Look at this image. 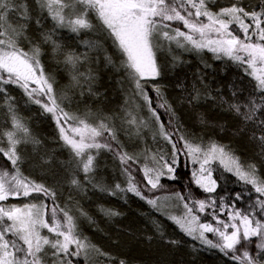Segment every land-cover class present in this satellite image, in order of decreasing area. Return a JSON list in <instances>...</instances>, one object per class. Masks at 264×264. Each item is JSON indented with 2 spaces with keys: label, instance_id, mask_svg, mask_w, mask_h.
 Masks as SVG:
<instances>
[{
  "label": "snow or ice",
  "instance_id": "6c2138e0",
  "mask_svg": "<svg viewBox=\"0 0 264 264\" xmlns=\"http://www.w3.org/2000/svg\"><path fill=\"white\" fill-rule=\"evenodd\" d=\"M209 5L215 6L216 0H0V107L10 121V129L0 131V145H6L0 146V155L6 160L0 163V264H73V258H87L93 251L100 256L109 255L83 236L70 209L60 207L57 189L37 182L22 171L25 161L22 150L18 149L28 143L38 145L40 141L32 136L27 122L18 114L17 98L9 90L12 86L22 91L28 103L39 105L52 115L62 147L70 155L68 167L74 165L75 171L84 173V180L93 178L101 150L114 155L125 176V186L116 183L112 189L100 184L93 187L110 195L133 193L168 215L182 233L201 246L217 249L238 264H264V176L259 175L257 165L242 162L227 145L215 141L207 145L191 142L175 126L174 131H169L157 108L174 118L175 109L158 84L152 85L158 97L157 106L153 107L145 87L149 80L162 76L164 65L157 62V52H170L173 45L185 51L207 49L215 59L235 62L254 81L253 91L244 102L239 101L236 91L231 95L237 102L222 96L218 100L245 126L238 131L250 132V139L257 143L260 155L264 156V0L251 10L242 0H233L215 11ZM42 20L51 21L47 30ZM29 22L39 26L38 35L33 38L26 35ZM173 22H179L182 27H174ZM65 29L77 36L99 35L96 40H81L88 51L77 52L60 42L58 34ZM105 43L110 44L112 52ZM25 44L27 50L22 46ZM48 45L53 56L62 57L64 65L71 70L72 81L81 87L83 81L89 92L95 75L92 68L85 66L98 62L101 56L106 65L122 73L132 85L131 95L143 101L156 127L150 128L149 120L139 116L132 106L118 117L119 130L123 131L126 125V135L131 138L140 137L148 128L153 132V140L160 137L171 144V160L165 159L166 154L149 149L130 154L118 139V129L112 119L97 116L90 121L88 116L81 118L65 111L62 104L69 98L63 93L57 95L55 77L46 74L41 62L44 46ZM178 62V57L173 56L172 66ZM200 79L202 83L203 77ZM201 98V91L193 85L188 103ZM212 99L215 101L217 97ZM174 136L183 142L182 148H177ZM181 151L199 165L191 173L193 183L208 195L198 199L189 191L187 195L176 192L166 197L165 201L177 202L176 206L181 209L177 215L168 212L160 197L144 195L132 166L136 165L142 172L144 189L156 190L163 187L161 177L178 179L175 173ZM214 163L251 186L256 195L252 199V193H248L251 202L246 208L236 207V201L244 199L241 193H235L236 200L227 202L224 197L213 195L219 187L213 177ZM75 171L68 174L66 182L83 189V181ZM19 197L40 202L5 203ZM102 210L109 216L120 215L112 209ZM205 213L211 219L202 222L200 214ZM222 215L227 218H221ZM156 227L160 230L159 224ZM209 234L214 238H209ZM118 264L125 261L120 260Z\"/></svg>",
  "mask_w": 264,
  "mask_h": 264
},
{
  "label": "rangeland",
  "instance_id": "374dc122",
  "mask_svg": "<svg viewBox=\"0 0 264 264\" xmlns=\"http://www.w3.org/2000/svg\"><path fill=\"white\" fill-rule=\"evenodd\" d=\"M233 0H216V5H209L214 11L217 10V7H223V6H228L230 3H232ZM243 5L251 10L252 8L258 6L260 4L257 0H242ZM20 23H23V21H19ZM41 23L44 25V30H47L51 26V21H41ZM174 27H182V25L179 22H173ZM39 26L35 25L34 23L29 22L28 28L29 31L26 33L27 36L30 38L35 37L38 35L37 29ZM237 34L240 35L241 33L239 30H237ZM59 37H60V42L66 46H68L69 50H75L77 52H87L88 50L85 48L83 44L80 43L81 40H96L98 37V33L96 34H91V35H86L84 33H81L80 36H77L74 33H71L69 31L61 30L59 32ZM25 47L27 50V46L22 45ZM105 47L108 48L109 52H112V48L110 47L109 43H105ZM44 52L45 54L41 57V62L44 64L45 72L46 74H51L55 77L56 84L54 85V88L56 89L57 95L60 96L62 93L66 94L67 97L69 98L68 101H65L62 106L65 108V111H68L70 114H75L80 116L81 118L88 116L90 121L94 120L97 116L100 118H109L112 119L115 123L116 128L118 129V139L120 142L123 144L125 149L130 153V154H140L144 149H149L150 152L156 153H163L165 155V159L171 160V155H172V146L168 142L164 141L162 138L157 137L155 140L152 139L153 132L150 131L148 128L144 129L141 136L137 137L135 135L129 136L126 135L127 132V126L125 125L124 130L120 131L121 127V120L118 118L122 116L123 112L125 110H131L132 106H135L136 108V113L149 120L150 123V128L153 130L155 129L156 125L152 123L150 114L148 113L146 105L143 104V101L134 98L131 95L132 92V85L129 84L125 79L122 73L115 71L112 69L110 65H106L103 57L101 56L98 62L91 64V65H86L85 67H90L93 70V73L95 75V80L91 85V91H88V85L83 84V81H81V85L75 84L72 79H71V70L67 68L64 63L62 62V57L59 56H53L51 53V46H44ZM89 55H95L94 52H89ZM178 57L179 62L175 65L172 66V57ZM207 56H213V53L208 51L207 49L203 50L202 52H196V51H185L182 49H177L175 48V45L172 47V51H161L157 52V62L159 64H162L159 61V58H162L163 60H166L168 57V61L171 62L170 66L176 67L177 65H183L187 63L189 60L195 58V60H203ZM115 58V57H114ZM222 61V64H228L230 66H235L237 68H240L241 70L242 67L238 66L235 62L228 60L227 58L220 59ZM164 65V63L162 64ZM165 66V65H164ZM164 68V67H163ZM84 68H81V71H84ZM98 70L100 72H98ZM101 74H105V76H101ZM100 78V79H99ZM164 81L161 79V77L155 79V80H149L146 84L145 87L148 90V92L154 93L156 97V102L153 101V107L157 106L158 102V97L157 94L152 87L154 84H158L161 89L163 94L166 96L167 90V81ZM103 86L102 90L99 88ZM108 90L110 92L109 94V102L111 103V108L106 109L104 105V100L101 101L102 95L105 94L104 92ZM11 94L17 98V109H18V114L22 116L25 121L27 122V126L30 128L31 133H32V124L33 119L36 121L37 118L41 119L43 121V124L47 123L50 128L52 129L51 134L52 137L55 141L50 142L53 146L58 147V150L60 148L64 149L62 147V141L59 139V131L58 127L55 123V120L53 119L52 115L49 113H46L43 111V109L36 104L33 103H28L27 98L24 96L22 91L18 88H15V86H12L10 89ZM99 90V93H98ZM176 91V90H175ZM170 92H173L170 90ZM177 92V91H176ZM175 94V95H174ZM179 94V93H178ZM181 94V93H180ZM174 95V96H173ZM177 93H171L170 96H166L168 101L171 103L172 107L175 109L176 112V117H171L164 109L157 108V111L160 112L161 114V120L164 121L165 127L168 128L169 131H174V127H179L180 128V133L185 136L186 139H188L191 142L198 143L202 138L208 137L209 142L210 141H215L217 143L227 145L231 150L236 151V155H238L241 158V161H247L249 163H255L257 165V168L260 170L262 166L260 163H258L257 160L254 158V152L252 150V147H254V143L249 140V138L245 136H240V132L238 134H225V131L219 130L215 125H207L202 127L201 124H199V117H203V112L204 110L209 114L211 118H226L228 121L229 125H235L236 122H240L233 113H231L227 105H223L219 103V101H214L212 98L209 100L208 98H203V96L198 102H194L192 104L188 103V100H184V98L181 97L177 98ZM100 99V100H98ZM229 100V99H227ZM100 101V109H90V105L98 103ZM230 102H237V101H230ZM84 104V105H83ZM83 105V106H82ZM110 105V104H109ZM82 106V107H81ZM99 107V106H97ZM199 107V112L194 110V113L192 109ZM201 109V110H200ZM197 119L198 125L194 124L195 119ZM177 118L179 120V124H177ZM236 118V119H235ZM190 120V121H189ZM169 121H171V125L169 124ZM35 125V124H34ZM46 125V124H45ZM196 126L198 128H196ZM200 126V127H199ZM10 129V121L8 120L5 110L0 107V131H7ZM54 129V131H53ZM193 130V131H192ZM258 134V133H257ZM32 136L36 138L35 134L32 133ZM226 139L228 141H226ZM174 141L177 143V148L180 149L182 148V144L179 141L178 136H174ZM248 143V144H247ZM207 145V144H205ZM0 146H6V145H0ZM36 145H33L31 143H28L26 145H21L20 150H22V153L25 152L24 154L30 155V153L34 152ZM60 147V148H59ZM244 149L242 151H245L244 155L239 153L238 149ZM255 149V147H254ZM100 154H104L106 157L102 160L101 165L96 168L97 171L103 170L107 175L113 177L111 180V183L115 184V181L117 180H123L119 179V177H122V172L120 169V165L113 159L114 155L111 152H108L106 150H101ZM180 157V163L179 165H184V168L186 169V164L191 163L195 169L199 167L198 164H194L191 160V157L186 156L184 152L179 153ZM98 158V157H97ZM142 159V157H141ZM100 162V161H99ZM133 175L136 177V180L140 183L142 190H144V195L148 196L149 198H154V197H160V203L165 204L167 207V210L171 214H180L177 213L181 211L180 208H178L177 202L168 199L165 201L166 197H172L174 193L180 192L182 194L187 195L189 191L193 194L194 198L198 199H204L208 194L204 193L202 190L198 189L194 185L193 188L195 190H188L186 189L185 192L183 190L179 189L176 187L174 184L175 180L170 179L168 176H163L161 177L160 183L163 185L162 188H158L156 190H145L144 189V184L145 180L143 178V174L140 171V169L136 166L133 165ZM73 171H75V166L73 165ZM84 175V173L75 171V174L78 175L81 180L83 181V189H77L74 186L70 185L71 187V192L72 198H78L80 199L81 203L80 206L83 208H88L93 214L99 216L100 218L104 219V223H110L111 220H119L124 217L125 212L128 210V205H127V199L130 198L131 196H135L133 193H119L117 192V195H110L108 191H100L99 188H95L92 185L93 184H99L97 181L94 182L92 180H84V177L81 175ZM26 175V174H25ZM176 175V174H175ZM260 175V174H259ZM214 177V176H213ZM118 182V181H117ZM122 187L125 186V183H121ZM179 186V185H178ZM106 189H112L111 186H103ZM191 189V188H190ZM214 195V194H213ZM58 197V195H57ZM255 195H252V199H254ZM59 199V197H58ZM140 200V197H139ZM138 200V201H139ZM112 202V204H120L119 207L121 208V213L118 216H109L105 214V211H102L100 208L106 203ZM227 202V199H225ZM29 202H36L39 203V200L32 201L31 198H24V197H19V198H10L6 204H17V205H22L24 203H29ZM240 202H242L240 200ZM249 196H247V199L245 200L244 204H236V207L238 208H246L248 204L250 203ZM50 203V201H49ZM118 205H115L118 207ZM142 206L143 214H145V208ZM107 209H112L114 211L118 210L116 208H109L107 206ZM157 211V210H156ZM85 213V212H84ZM100 213V215L98 214ZM151 213L153 214L152 217L149 218V220L145 221L143 220V223L147 224L150 228H152L151 232H155L158 234V236H167L170 238L177 239L182 242H187V251L190 252V256H197L200 260L201 263L203 264H238V262L232 261L230 257L224 256L219 250L217 249H208L207 247H203L199 244L197 241H193L192 238L186 236L184 233H182L179 228L174 224L173 225L170 223L171 220L167 218V215L162 212V211H157L155 213L153 210H151ZM201 215V220L203 222L205 220H210L211 217L209 215L205 214H200ZM221 218L226 219V215H222ZM102 222V223H103ZM159 224L160 230L157 229L156 225ZM96 227V226H95ZM108 230V229H107ZM161 231L163 232V235H161ZM46 234V230H45ZM175 234H178V238ZM95 235L98 236L97 233ZM173 235V236H172ZM100 238L102 235L99 233ZM209 238H214L212 234H209ZM99 241L96 239L95 242H93L94 245H96L99 249H101L99 245ZM193 245H195V248H193ZM96 259L93 258L92 254L89 253V256L87 258H84L83 256L73 258V264H105L101 256L98 255L96 252ZM205 257L204 259H201Z\"/></svg>",
  "mask_w": 264,
  "mask_h": 264
},
{
  "label": "trees",
  "instance_id": "16d2710c",
  "mask_svg": "<svg viewBox=\"0 0 264 264\" xmlns=\"http://www.w3.org/2000/svg\"><path fill=\"white\" fill-rule=\"evenodd\" d=\"M257 1L259 2V0ZM159 61L165 65L164 68H162L161 79L163 81L166 79L165 81L168 82L167 88L169 87V89L167 90L166 96L171 97V93H177V98H180L182 94L184 100H188V96L193 90V85H195V87L201 91L202 97L208 96L209 100L212 97H217L216 101H219L218 98L222 96L226 100L237 101L232 99L231 95L233 91H236L239 101L244 102L253 91L252 86L254 81L251 77L240 68L228 65L229 63L222 64L221 60L215 59L213 56H207L203 60H195V58H193L187 63L177 65L176 67L170 66L171 62L168 61V57L166 60L159 58ZM98 72L100 71L98 70ZM101 76H105V74H101ZM201 76L203 77L202 83L200 79ZM103 88L105 87L101 86L99 90ZM170 90L173 92H170ZM104 93L101 101L105 99L103 106L106 109H110V92L106 89ZM148 95L153 101L156 100L154 93L148 92ZM96 104L97 105H90L89 108L100 109V101ZM198 108L199 107L192 109L193 113L194 110L200 113ZM202 116L203 117H199V124H201L202 127L215 125L219 130L225 131V133H223L225 136L226 134H238L240 132L238 129L245 127L240 122H236L235 125H229L226 118H216L217 116L211 118L205 110ZM32 119L35 124H32V133L35 134L40 143L36 145L37 147H35V150H33L34 152L30 153V155L24 154L25 152L22 153L25 161L22 165V171L37 182L45 183L47 186L57 189V195L59 197V199L57 197V203L60 207H66L71 210V214L77 218L78 229L83 236H86L92 244L96 239L101 240L99 241L101 250L109 254L108 256H101L102 260L106 261L103 263L118 264L120 260H123L125 264H203L197 256L189 255L190 252L186 249H188L187 247L190 248V246H187V242L180 241L179 244H171L169 241L177 239L167 236L160 237L157 233L151 232L152 228L143 223V220L147 221L152 217L153 214L151 210L155 213H157V211L145 200L141 198L139 200L137 196H131L127 199L128 210L125 212L123 218L111 220L110 223L107 224L103 222V218L93 214L88 208L81 207L80 204L82 203L80 199L72 198L73 195L70 196L72 194V189L70 188V184L66 182L68 174L73 172V166L71 168L68 167V161L70 160L68 150L60 147V150H58V147L56 148V146H53L50 142L55 140L52 137V129L50 126L47 123H45L46 125L43 124V121L39 118H37L36 121L34 118ZM194 124L198 125L197 119H195ZM196 128L198 127L196 126ZM239 135L242 137L245 136L246 138L248 137L249 140L254 143L255 149L252 147V150L255 151L254 159L262 166L259 170V174L264 176V163H262L264 156L260 155L261 150L259 146L250 139L251 134L249 131L240 132ZM226 141L228 140L226 139ZM208 142V137L198 141V143L204 145ZM180 143L182 144V141H180ZM238 150L240 154H245V151H242L244 149L239 148ZM234 152L236 153V151ZM105 157L104 154H99L96 160L97 167L101 165ZM113 159L119 164L115 157ZM0 163H6L2 155H0ZM212 167L214 169L213 176L219 184L214 194L215 196L224 197L229 201L236 200L235 193H241L244 199L241 200L242 202H240V200L236 201V204H244L248 193L256 195L252 192L251 186L245 185L234 174L224 171L220 165L214 163ZM193 170H195V168L191 163L186 164V169L184 165H179L176 169L175 174L178 179L174 181V184L177 188L183 190V192H185L186 189L195 190V188H193L194 183L191 176ZM81 176L84 177V175ZM112 179L113 177L107 175L103 170H96L93 178L90 180L94 182L97 181L101 186H111V188L118 182H126L124 175L119 177V179L123 180H117L118 182L115 181V184L111 183ZM69 197H71V199H69ZM115 205L109 201V203L105 205L102 203L100 209L105 210L107 206L109 208L114 207L121 213L120 204L118 207ZM141 205L145 208V214H143L144 210ZM81 212H85L86 215H81ZM177 213H180V211ZM98 214L100 215V213ZM201 221L203 222V220ZM170 223L173 225L172 221H170ZM95 233H97L98 236L95 235ZM99 233L102 235L101 238ZM175 235L178 238V234ZM94 252L95 251L90 253L93 258L96 259V254H94ZM204 258L205 257L201 259Z\"/></svg>",
  "mask_w": 264,
  "mask_h": 264
}]
</instances>
